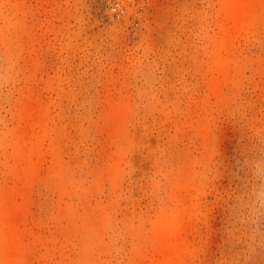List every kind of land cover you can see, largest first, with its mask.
<instances>
[{"label": "rangeland", "instance_id": "374dc122", "mask_svg": "<svg viewBox=\"0 0 264 264\" xmlns=\"http://www.w3.org/2000/svg\"><path fill=\"white\" fill-rule=\"evenodd\" d=\"M0 264H264V0H0Z\"/></svg>", "mask_w": 264, "mask_h": 264}]
</instances>
